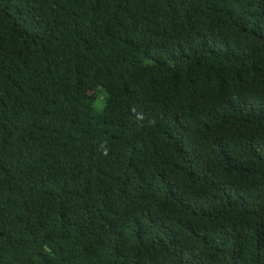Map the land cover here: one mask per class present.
I'll list each match as a JSON object with an SVG mask.
<instances>
[{
  "label": "trees",
  "instance_id": "16d2710c",
  "mask_svg": "<svg viewBox=\"0 0 264 264\" xmlns=\"http://www.w3.org/2000/svg\"><path fill=\"white\" fill-rule=\"evenodd\" d=\"M0 264H264V0H0Z\"/></svg>",
  "mask_w": 264,
  "mask_h": 264
},
{
  "label": "rangeland",
  "instance_id": "374dc122",
  "mask_svg": "<svg viewBox=\"0 0 264 264\" xmlns=\"http://www.w3.org/2000/svg\"><path fill=\"white\" fill-rule=\"evenodd\" d=\"M97 104H98V106H100V105H101L100 101H99V103H97Z\"/></svg>",
  "mask_w": 264,
  "mask_h": 264
}]
</instances>
